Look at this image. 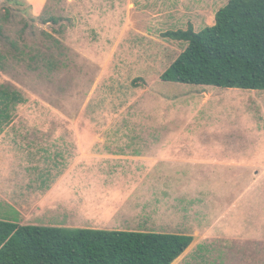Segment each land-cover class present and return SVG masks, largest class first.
<instances>
[{"label":"rangeland","instance_id":"rangeland-1","mask_svg":"<svg viewBox=\"0 0 264 264\" xmlns=\"http://www.w3.org/2000/svg\"><path fill=\"white\" fill-rule=\"evenodd\" d=\"M229 1L48 0L45 16L62 19L55 25L33 20L43 11L35 14L26 3L0 0V21L5 8L10 10L4 18L11 29L7 33L18 37L17 30L29 23L27 43L45 44L43 50L57 62L54 68L36 69L13 60L11 71L0 69V79L28 99L12 118L19 128L14 133L51 139L136 138L176 136L183 129L192 134L188 128L196 127V137L227 144L226 153L218 156V167L208 177L195 179V216L180 229L193 233L195 240L173 264H240L235 250L225 253L226 243L218 240L236 233V219H242L246 232L251 228L264 241V90L161 79L187 47L185 41L164 33L190 24L201 31L215 23L217 11ZM51 36L60 40V46ZM53 180L49 178L51 184ZM74 186L78 190L79 184ZM77 197L85 202L83 196ZM37 220L57 222L49 212ZM66 220L100 228L112 221L74 216ZM258 244L262 248L258 264H264V242Z\"/></svg>","mask_w":264,"mask_h":264},{"label":"crops","instance_id":"crops-1","mask_svg":"<svg viewBox=\"0 0 264 264\" xmlns=\"http://www.w3.org/2000/svg\"><path fill=\"white\" fill-rule=\"evenodd\" d=\"M27 1L39 14L48 0ZM16 126L0 121V219L18 225L180 233L195 240L180 229L195 216V179L218 167V156L226 153L224 141L196 137V127L188 128L192 134L183 129L176 136L51 139L14 133ZM46 212L54 213L57 222H39ZM69 216L112 221L106 228L75 226L66 220ZM240 220L236 233L218 240L226 243L225 253L235 250L240 264H258V243L264 241L251 228L246 232Z\"/></svg>","mask_w":264,"mask_h":264},{"label":"trees","instance_id":"trees-1","mask_svg":"<svg viewBox=\"0 0 264 264\" xmlns=\"http://www.w3.org/2000/svg\"><path fill=\"white\" fill-rule=\"evenodd\" d=\"M15 1L31 7L25 0ZM9 13L5 8L0 21V69L11 71L13 60L36 69L56 67L54 55L43 50L45 44L27 43L29 23L17 30L18 37L7 33L11 29L4 18ZM37 19L55 25L62 21L44 11L33 17ZM164 36L185 41L187 47L161 74L162 80L264 90V0H230L217 11L213 25L201 31L189 25ZM51 38L60 46L59 39ZM27 100L19 88L0 79V121H12ZM193 239L180 233L18 225L0 219V264H173Z\"/></svg>","mask_w":264,"mask_h":264}]
</instances>
